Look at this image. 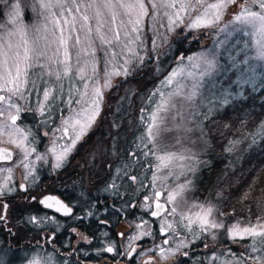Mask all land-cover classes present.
<instances>
[{
  "label": "rangeland",
  "instance_id": "1",
  "mask_svg": "<svg viewBox=\"0 0 264 264\" xmlns=\"http://www.w3.org/2000/svg\"><path fill=\"white\" fill-rule=\"evenodd\" d=\"M15 2V0H12ZM212 0H205V7L208 3H212ZM22 5L21 8V19L23 24L26 26L27 31L25 33V38L31 42L38 37L45 35L43 33V27L46 25L50 30L47 35L51 37V30L53 29L52 24H48L38 11L34 12L33 4L34 0H20ZM38 9V5L36 6ZM150 13L151 6L148 5ZM241 4L235 3L232 8L225 9L226 20L222 23L219 22L214 27L206 28L204 32L205 36L201 34L195 35L191 32H196L198 29H189L188 25L191 23V18H194L199 12L203 11L202 7H198L196 12L192 13V17L187 15L184 16L183 22L175 27L174 31H177L178 37L187 36L191 40L197 43V49L191 52L189 57L181 58L179 62L175 61V66L169 71L160 70L157 66H154L152 71L147 76L148 87L140 88L135 87V91L130 92V97L126 100H122L121 96H116L115 99L108 104L106 118L107 128L103 134L104 139H98V141H106L110 143L113 137L112 130H118L123 128L126 134V143L128 146L126 160L113 170L112 178L113 181L106 188L107 194L112 195L117 191H121L123 195L126 196L124 205L128 201V192L126 190L127 182L134 186V191L131 196L134 195L135 198L139 199L138 208L142 216V211L147 212L151 210V204L153 199H157L163 202L167 206V210L159 218L152 220L155 224V231L158 236L156 241L148 243L147 240L151 238L150 235L142 236L140 239L133 240L132 237L138 236L141 231L150 232L152 235L151 222L145 218L142 219L140 216L135 219L129 220L125 218L119 223L116 228V243L119 246V252H111V257H105L102 260L103 264H128V260H135L133 264H145L146 261L151 259V264H173L168 263L171 260L177 261L174 264H186V262L180 259H185L182 252L184 249L189 247L191 244L196 242H201L206 251L203 254L202 259L197 256L193 258V261H189V264H264V249L260 251H253L251 238H245L243 240L236 238L232 239L228 236L227 229L231 225L239 222L233 221L231 223L225 222L219 217H216V209L212 203V199L207 197L203 200H198L192 195L191 191L185 192L182 196L177 197L174 204L168 203L167 197L168 193L178 190V185L184 184L187 181L193 179L197 170L199 169V149L198 144L202 139V120L219 114L222 109L228 108L231 116H241L243 117L252 112L259 110L261 106H264V60L258 58V51L261 41V37L253 32V30L242 24L241 22L235 20V16L241 11ZM11 11L10 7L5 6L0 3V24L7 25L11 28V25L7 24L8 12ZM55 11H59L55 9ZM83 11V10H82ZM166 9L160 10L158 14V22L155 23L154 29L150 28L152 21L148 18L145 19L144 27V43L142 47H139V41L130 44L129 47L135 49L136 56H127L124 51V45L128 43L127 39L121 33V43L119 45H113L114 51L117 53L115 61L106 64L103 56V52L99 51L100 44L96 41L95 47L97 51V64L96 73L92 72L91 68V58L85 56L81 48H87V44L83 42V33H80L82 44L79 47L72 46L73 41H70L69 54H70V64L71 73L68 77H63L60 80L55 78V75L48 77L44 76L42 79L36 80L33 85L31 80L23 87L24 92L23 98L12 97V100L20 108L19 118L16 124L12 127H19L26 135L27 140L24 142L22 147H16L10 143V137L7 135L8 129H5V135L0 136V147L9 149L12 153V161L7 164H0V216L4 219L0 225V233L5 235V224L7 220V214L12 210L11 205L8 202H4V198H15L17 201V207L21 209L22 206H26L22 202H28L36 205L37 202H29V197H40L46 195H53L50 193L52 189V184L46 183L47 179L52 176L53 173L59 174L62 167L67 162V159L77 151V147L81 143L82 138L89 133L94 125L97 124L99 115L103 110L104 95L108 93V89L113 87L114 79L123 76V68L120 67L124 63L125 58H130L133 62L132 70L138 69L140 63H142L139 57H143V61L154 63L158 61V55H162L161 52L155 54V50H159L161 45H166V42L170 38L172 32L167 30V17L163 15ZM230 11H232L230 13ZM230 13V14H229ZM47 15V13H44ZM89 15H93L89 12ZM230 16V17H229ZM105 19L109 21L106 25L105 31L110 27V16L105 14ZM127 20V17L121 13V16L117 20V24L120 20ZM93 26V34L95 37V21H91ZM79 27V25H78ZM40 28L41 31H37ZM146 30V31H145ZM130 31V26H129ZM0 35H3V31L0 30ZM59 35V32L56 33ZM111 35V33H109ZM133 37L134 33L131 34ZM234 35V41L238 43L236 46L235 53L233 54V63L228 62V71L224 72L225 67L215 68L219 64L220 57H216V52H219L229 41V37ZM148 36V37H147ZM155 39L159 47H153L152 40ZM7 42L13 44V51H20L22 53V41L19 34L13 36H4V39L0 40V44H3L7 48ZM147 44V46H146ZM189 43L186 42L184 47H188ZM214 44L216 47H211ZM16 45H21L16 48ZM150 48L151 53L143 56V51ZM238 47V48H237ZM56 46L53 45L48 51L49 56H53ZM236 57V58H235ZM54 59H63V56L53 57ZM108 59H111L109 56ZM88 62L87 64L85 62ZM208 61L214 64L212 69L208 67ZM227 63V61H223ZM11 63V61H10ZM245 65L246 68L240 69V65ZM224 65V66H226ZM53 68H60L62 72L61 65H52ZM80 67L85 68L84 79H80L77 76V69ZM130 68V65L128 66ZM131 69V68H130ZM113 71H118L121 75L106 77L105 72L111 73ZM235 71V72H233ZM176 73L175 76L172 74ZM234 73L236 76L235 80H231L226 84L222 83L219 79L222 75ZM172 76V80L169 83L168 78ZM111 80V87L104 89L102 86L105 79ZM87 84V88H85ZM140 86H144L141 84ZM96 87L101 88L103 100L100 105V113L96 117L95 121L92 123L91 127L87 130L86 134L76 143L74 147L67 153L65 159L61 162L60 167H56V156L64 151L65 148L71 146V139L73 129L71 127V122L74 119L84 120L87 116L91 115L92 108L89 107L91 101L94 99L93 89ZM47 89L50 91L51 95L47 101L44 100L43 91ZM141 89V90H140ZM195 95H192V93ZM86 93V94H85ZM154 94V95H153ZM223 94V95H222ZM0 95L8 96L6 92H0ZM162 99L169 101V110L166 113H161V115L166 116V120L162 125L159 137L157 138L154 148L153 144L148 143L146 135V127L150 122V116L153 111L156 110L157 104L160 103ZM125 102L122 107L124 110L122 112V119L118 126H114L112 122V117L119 111L121 103ZM243 105L240 107V105ZM41 105H43V115H41ZM172 105H175L173 107ZM0 108H6V105L0 104ZM88 109L87 112L84 110ZM116 109V110H115ZM9 112L12 114L16 113L15 108L7 109L4 114L0 116V124L7 123L11 125V120L9 119ZM31 112V114H26ZM77 113H80L77 116ZM26 115V118H22ZM31 120L33 127H30L29 123H23L22 120ZM68 120L69 125H65L64 121ZM68 128L69 135L64 134V128ZM78 127V126H77ZM43 129V132L40 131ZM167 129H170L168 131ZM202 130V131H201ZM46 131V132H44ZM246 137L245 149L252 150H263L264 149V116L260 119L257 126L253 127ZM143 137V139L141 138ZM16 138L17 137H12ZM96 146L92 147L91 158L98 159L101 156H105L106 160L111 162L113 154L110 156L104 155L100 145L97 143L96 137L92 141ZM239 143L236 141L235 148ZM93 145V144H92ZM24 148L28 149L27 154L24 152ZM148 155H144V153ZM155 152V155L153 154ZM165 153H176L183 156H194L195 160H175L168 168H157L160 163L156 156L163 155ZM194 164L196 171L195 173L187 170V165ZM11 169V172L8 169ZM184 174H181V173ZM44 175L46 182H40V176ZM134 176L135 179L130 176ZM157 177V179H153ZM122 180V183H119ZM43 184V185H41ZM48 184V185H46ZM25 185L27 189H32L26 196H21L19 191V186ZM46 185V190L42 187L37 188V186ZM159 192L160 196L157 198L155 193ZM21 196V197H19ZM26 197V198H25ZM131 198V197H130ZM147 198V199H146ZM202 204L205 207L211 205L214 208L213 216L218 223H223L225 227L220 229H212L208 233H200L199 228L193 225L192 232H189L185 227L187 220L182 219V214L192 215L193 213L199 211V208L193 207L192 205ZM7 205V209L4 205ZM14 204V203H13ZM38 205V204H37ZM150 206V207H149ZM176 208V212L172 213V208ZM128 205L123 212H127ZM51 217L55 218V214L50 212ZM57 215V214H56ZM47 216V215H44ZM194 218V217H193ZM120 221V220H118ZM36 229L51 226L52 220L48 221V217L40 220L38 217L28 218L27 221ZM147 222V223H145ZM264 223V221H247L239 222L241 226H247L249 223L257 224ZM171 223L173 229L167 230L165 233H161V226L163 225L167 228V224ZM140 227H137V226ZM45 234H41L43 239L41 240V235L38 233L31 235L27 233V246L31 247L32 251L22 250L20 253H12L10 251H4L3 260L0 264H15V260L18 259V264H30L34 258L40 259L41 264H45L47 259L51 258V264H70L64 260L61 262L56 261L54 255L45 250L46 245V231ZM123 233V235H121ZM197 234V235H194ZM213 235L215 238H213ZM167 240L168 243H164ZM184 240L188 245L187 247L180 248L179 251H174L169 253L168 250H175L177 244ZM37 241V242H36ZM39 244L34 246L33 244ZM88 239L81 234L77 233L75 235L74 244H86ZM159 245V247H157ZM227 245L229 247L227 248ZM108 247L114 248V244L109 243L107 246L101 248V251H106ZM130 248L136 249V258H129L128 251ZM165 250L166 258L162 259L158 254L160 249ZM151 249V251H150ZM237 250V251H235ZM29 252V254H28ZM134 252V254H135ZM241 252L247 260L244 261L240 255ZM1 253V255H2ZM179 256V258H177ZM1 258V257H0ZM249 261V263H246Z\"/></svg>",
  "mask_w": 264,
  "mask_h": 264
},
{
  "label": "trees",
  "instance_id": "2",
  "mask_svg": "<svg viewBox=\"0 0 264 264\" xmlns=\"http://www.w3.org/2000/svg\"><path fill=\"white\" fill-rule=\"evenodd\" d=\"M212 1L215 2V0ZM244 2L245 0H237V3L241 4V8ZM233 6L234 4L230 5L228 9ZM253 10L258 11L259 9L253 8ZM226 18L224 10L220 19L221 23ZM205 31L206 28H199L196 32L189 33L188 36L192 38L193 36H190L192 33L205 36ZM176 33L177 31H173L168 35V38H170L169 43L167 41L166 45H161L159 47L161 51L155 50V54L162 53V55H158L157 63L153 64L152 60L148 62L145 59L140 63L139 68L134 70H132V67H134L132 63L130 65L132 70L130 75H123L114 79L113 87L109 88L108 93L104 95L103 110L97 118V124L82 138L77 151L67 159L61 172L59 174L53 173L47 180L44 175L40 176L39 184L46 181V183L52 184L50 193L59 197L71 208L69 216L64 219L53 218L49 216V213L43 212L40 208L38 209L36 205L32 203L29 205L28 202L24 201L22 203L26 206L19 209L15 198H4V202H8L12 210L8 212L7 220L4 222L6 234L0 233V262L1 260L4 261L2 259L4 251H10L14 254L20 253L22 250L32 251L33 248L27 246V237H29L27 233H31L32 236L37 233L43 235L46 231L47 247L44 249L51 252L56 261L61 262V260H64L70 264H103L102 260L105 257H111V254L101 251V248L112 243L114 244V253L120 250L116 243V228L122 221L119 218L120 216L128 217L125 218L128 221L139 216L149 222L152 221L148 218V214L144 209L141 216L138 208L140 201L134 195L131 196L134 186L129 182H127L126 187V190L130 192L126 202V205H128L127 212L122 211L126 207L124 205L126 196L121 191H117L112 195H108L106 191L108 185L113 181V170L118 165L120 168V164L127 157L129 148L127 147L126 134L123 128L112 130L113 137L110 143L98 141V139H104L103 134L107 128V119L105 118L108 104L117 95L121 96L122 100H126L131 96L130 92L136 90V86L147 88V76L154 66H157L160 70L169 71L175 66L176 60L179 62L181 58L189 57L191 52L197 49L196 42L187 36L178 37ZM234 38V35H231L228 43L219 52H216L215 58L220 57V60L215 68L223 66L225 67L224 72L231 69L226 64H229L228 62L233 63V54H238L235 53L238 43L234 41ZM186 42L189 44L185 48L184 44ZM211 47L218 49L214 44H211ZM150 53L151 50L147 47V50L143 51V56L145 57ZM223 61H227V63ZM238 68L240 70L246 68V66L242 64ZM235 78L234 73L219 77L222 83L228 85L233 84V82H229L234 81ZM141 84L144 86H140ZM124 104L125 102L121 103L119 111L115 109L116 113L112 117L114 126H118L123 117L122 112L125 110L122 105ZM242 106L240 105V107ZM230 111L225 108L219 114L202 120V130L204 129L205 133L202 132V139L198 144V148H200V154L198 155L200 165L192 182V195L199 201L207 197L211 198L216 209V217L225 222L264 221V149L248 150L243 148L246 137L249 135L247 133L257 126L264 116V106L262 105L259 110L252 111L244 117L243 115L231 116ZM26 114H31V112ZM22 118H26V115H23ZM22 122L29 123L30 127L34 128L31 120L24 119ZM40 131L43 132V129ZM95 137L104 155L110 156L111 153L114 155L111 162L106 160L105 156L90 160V151L92 147L96 146L91 141ZM236 141L241 143L233 148ZM130 177L133 178L134 176L131 175ZM119 183H122V180ZM46 185L37 186V188L42 187L46 190ZM31 191L34 190L29 189L28 193ZM245 193H249L247 199H244ZM111 206L113 209H111ZM117 212H119V215H117ZM221 213H224V215ZM33 217H38L40 220L48 217V221L52 220V224L49 227L44 226L36 229L27 222L28 218ZM1 223L2 220H0V225ZM151 227L152 235L147 240L148 243L162 237L156 234L153 221ZM77 233L86 237L88 243L74 244ZM42 235L41 240L43 239ZM200 243V241L193 243L184 249L182 252H184L185 259L180 260H184L186 264H189V261H193V258L197 256L202 259L206 251ZM33 245L38 246L39 244ZM228 247L229 245H227ZM136 255V252L133 253L131 258L135 259ZM134 261L130 259L128 264H133ZM18 262L19 260L16 259L14 263L18 264ZM176 262L171 260L168 263L174 264Z\"/></svg>",
  "mask_w": 264,
  "mask_h": 264
},
{
  "label": "snow or ice",
  "instance_id": "3",
  "mask_svg": "<svg viewBox=\"0 0 264 264\" xmlns=\"http://www.w3.org/2000/svg\"><path fill=\"white\" fill-rule=\"evenodd\" d=\"M0 3L5 6L10 7L11 11L8 12L7 24L12 27L9 28L7 25L0 24V30L3 31V35H0V40L4 39V36H13L19 34L22 41V53L20 51H13V44L7 42V48L3 44H0V92L8 93V96L0 95V104L6 105L7 109L15 108L16 113L12 114L9 112V119L11 120V125L7 123L0 124V136L5 135V129H8L7 135L10 137V143L16 147H22L24 142L27 140V135L19 128L12 127L16 124L19 118L20 108L12 100V97L23 98L24 92L23 87L31 80L34 85L36 80L42 79L44 76L51 77L55 75L57 80L63 77H68L71 73L70 64V54L69 46L70 41H73L72 46L79 47L82 44L81 35L83 33V42L87 44V48H81L80 51L83 52L85 56L91 58V68L92 72L96 73L97 64V51L95 47L96 41H99L100 49L103 52L105 63L109 64L115 61L117 53L113 49V45H119L121 43V33L127 39L128 43L124 45V51L127 56H136L137 53L135 49L129 47L130 44L139 41V47L143 46L144 43V27L145 19L148 18L152 21L150 28L154 29L155 23L158 22V14L160 10L166 9L163 15L167 17V30L169 32L174 31L175 27H178L180 23L183 22L184 16L187 15L192 17V13L197 11L198 7H202L203 11L191 18V23L188 25L189 29H199V28H209L214 27L223 14V11L227 9L230 5L237 3V0H215V2L208 3L205 7V0H34L33 11H38L42 18L47 21L48 24L53 25L51 30V37L47 35L49 33L48 27L45 25L43 27L42 35L35 40L29 42L25 38V33L27 31L26 26L23 24L21 19V8L22 5L20 0H0ZM38 5V9L37 6ZM148 5L151 6V13ZM253 8L259 9L258 11L253 10ZM58 9L59 11H55ZM83 10V11H82ZM92 12L93 15H89ZM47 13V15H44ZM123 13L127 17V20H120L117 24L118 18ZM105 14L110 16V27L105 31L106 25L109 21L105 19ZM95 21V37L93 34V26L91 21ZM235 20L241 22L244 25L249 26L253 32L261 37L259 42L260 47L258 51V58L264 60V0H245L242 5L241 11L235 16ZM79 25V27H78ZM130 26V31H129ZM37 31H41L37 28ZM59 32V35L56 33ZM111 33V35H109ZM134 33L133 37L131 34ZM55 45V52L53 56L48 55V51ZM153 47H159L156 40H152ZM21 45H16L19 48ZM63 56V59H54L53 57ZM111 59H108V57ZM140 61L143 62V57H139ZM11 61V63H10ZM130 58H125L124 63L120 65L123 68V75L128 76L131 74V69L128 67L132 64ZM88 63L87 61L85 62ZM209 69L214 67L211 61H208ZM61 65L62 72L60 68H53L52 65ZM85 68L80 67L77 69V76L80 79H84ZM176 73L172 75L175 76ZM121 75L118 71H113L111 73L105 72L106 77ZM172 76L168 78L170 83ZM104 89L111 87V80L106 78L102 86ZM87 88V84H85ZM94 99L91 101L89 107L92 108L91 115L87 116L84 120L74 119L71 122V127L73 129L71 146L65 148L62 153L56 156V167L61 166V162L65 159L67 153L74 147L76 143L86 134L87 130L91 127L92 123L95 121L96 117L100 113V105L103 100L102 92L100 87L93 89ZM86 94V93H85ZM51 93L49 90L45 89L43 91L44 100L47 101ZM154 95V94H153ZM192 95H195L193 92ZM175 107V105H172ZM43 105H41V115H43ZM6 108H0V116L4 114ZM169 110V101L162 99L156 106V110L151 113L150 122L146 127L147 141L156 147V140L159 137L162 125L166 120V116L161 115V113H166ZM85 112L88 109L84 110ZM80 113H77L79 116ZM69 121L65 120L64 124L69 125ZM78 126V127H77ZM170 131V129H167ZM64 134L69 135L68 128H64ZM12 138V137H17ZM143 139V137H141ZM24 152L27 154L28 149L24 148ZM155 155V152H153ZM148 155V153H144ZM11 158V152L6 150H0V160H7ZM157 160L160 162L157 168H168L169 165L175 160H195L194 156H183L176 153H165L163 155H157ZM187 170L195 173L196 168L194 164H189L186 166ZM11 172V169H8ZM181 174H184L183 172ZM133 179H135L133 177ZM154 180L157 177L154 176ZM192 181L189 180L184 184L178 185V190L168 193V203L174 204L177 197L182 196L185 192L191 191ZM23 188V186H21ZM2 194V190H0ZM249 193H245L244 199L248 198ZM155 196L159 198L160 193L156 192ZM53 198L49 197L47 200L41 201L47 206V202L51 201ZM147 199V198H146ZM59 205L60 209H63L65 214L70 213L71 209L64 207L59 201L55 202ZM193 207L199 208V211L193 213L192 215L182 214V219L187 220L185 227L189 232H192L193 225L199 228L200 233H208L212 229H220L225 227L223 223H218L213 216L214 208L209 205L205 207L202 204L194 203ZM150 207V206H149ZM7 209V205H4ZM155 211L151 212L153 217H156L163 210V205L157 202L155 204ZM176 212V208H172V213ZM224 215V213H221ZM194 217V218H193ZM0 219H4L0 216ZM259 219V218H258ZM147 223V222H145ZM137 227H140L139 225ZM173 229L171 223L167 224V228L163 225L161 226V233H165L167 230ZM229 238L241 240L245 238H251L253 241L252 250L260 251L264 249V223L251 224L247 226H241L239 222L231 225L227 229ZM123 235V233H121ZM151 235L150 232L141 231L138 236L132 237L133 240L140 239L142 236ZM194 235H197L194 233ZM213 238L215 236L213 235ZM164 243H168L167 240ZM188 245L181 240L175 250H168L169 253L174 251H179L180 248L187 247ZM159 247V245H157ZM107 252H113L112 247L106 249ZM136 251L135 248H130L128 251L129 258ZM151 251V249H150ZM162 259L166 258L165 250L160 249L158 253ZM185 255H187L185 253ZM30 264H41V260L34 258L30 261ZM45 264H51V258L49 257ZM145 264H151V259L145 262ZM242 264V262H241ZM257 264L259 262L257 261Z\"/></svg>",
  "mask_w": 264,
  "mask_h": 264
},
{
  "label": "water",
  "instance_id": "4",
  "mask_svg": "<svg viewBox=\"0 0 264 264\" xmlns=\"http://www.w3.org/2000/svg\"><path fill=\"white\" fill-rule=\"evenodd\" d=\"M0 150H6L8 152H11L9 149L2 148V147H0ZM11 161H12V153H11V158L10 159L0 160V164L1 163H9ZM49 197H51L53 199L51 201H48L47 202V206H46L45 203H41V201L47 200V198H49ZM56 201H59L60 204H62L64 207L68 208L63 202H61L60 200H58L55 196H50V195H47V196L42 197L40 199V204H41L42 208H44V209L52 210V211L56 212L57 214H59L61 216H67L69 213L68 214H65L64 211H63V209H60L59 208V205L55 203ZM157 202H159L160 204L163 205V210L160 212V214L158 216L153 217L151 215V212L156 210L155 209V204ZM166 209H167V207H166V205L163 202H160L157 199H153L152 204H151V210L148 213V218L151 219V220H155V219L159 218L166 211Z\"/></svg>",
  "mask_w": 264,
  "mask_h": 264
},
{
  "label": "flooded vegetation",
  "instance_id": "5",
  "mask_svg": "<svg viewBox=\"0 0 264 264\" xmlns=\"http://www.w3.org/2000/svg\"><path fill=\"white\" fill-rule=\"evenodd\" d=\"M21 186H23V188H21L20 186H19V193H20V195H22V196H26L27 195V191H28V189H27V186H25V185H21ZM42 196H40V197H36V196H34V197H29V202H37L38 203V199H40ZM26 198V197H25ZM36 206H37V208L39 209L40 207L36 204ZM43 212H46V213H49V215H51L50 214V212L49 211H46L45 209L43 210L42 208H40ZM111 209H113V207L111 206ZM119 212H117V215H119L118 214ZM54 217H58V218H60V219H64L65 217H67V216H57V215H55ZM121 220H123L124 218H125V216H120L119 217ZM235 251H237V250H235ZM239 255H240V257L242 258V259H244V261H246L247 260V258L241 253V252H239ZM248 262V261H247Z\"/></svg>",
  "mask_w": 264,
  "mask_h": 264
}]
</instances>
